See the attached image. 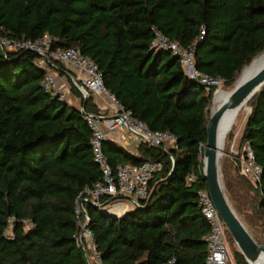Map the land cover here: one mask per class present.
Returning <instances> with one entry per match:
<instances>
[{
    "label": "trees",
    "instance_id": "trees-1",
    "mask_svg": "<svg viewBox=\"0 0 264 264\" xmlns=\"http://www.w3.org/2000/svg\"><path fill=\"white\" fill-rule=\"evenodd\" d=\"M153 29L183 48L192 44L195 70L230 86L264 51V0H0V38L46 34L54 45L78 50L131 117L175 138L171 148L102 143L110 165L148 160L158 169L143 205L120 217L84 204L100 264L171 257L173 264H204L207 253L196 192L206 188L201 152L214 87L206 91L187 78L168 51L150 50ZM38 59L30 50H0V264H97L72 235L75 197L100 175L79 108H98L91 94L81 97L60 61L40 67ZM46 71L68 77L67 96L42 87ZM247 105L240 140L261 167L258 183L240 176L231 159V169L220 162V177L234 213L264 244V86ZM226 242L233 264H245L228 233Z\"/></svg>",
    "mask_w": 264,
    "mask_h": 264
},
{
    "label": "built area",
    "instance_id": "built-area-1",
    "mask_svg": "<svg viewBox=\"0 0 264 264\" xmlns=\"http://www.w3.org/2000/svg\"><path fill=\"white\" fill-rule=\"evenodd\" d=\"M201 34L202 31H200ZM153 39L149 49L164 50L178 58L179 66L188 78L200 83L204 90L214 87V90L222 85V79L204 75L195 70L192 65V44L181 47L176 41L169 40L156 29L152 30ZM201 38V37H199ZM55 38L42 34L36 40L13 41L0 38L1 54L16 52L22 49L39 54L38 65L40 67L51 65L54 60L62 64L72 65L75 72L73 85L77 88L82 98L88 94L101 95L112 105L111 114L81 113L83 120L90 130V149L92 159L97 165L100 175L98 180L91 183V187L83 188L75 197L73 214L76 220V229L72 235L75 247L90 253L91 258L100 264L98 255L94 251V244L89 229L88 220L84 214V204L93 205L103 210L106 214L115 217L122 216L126 211L141 207L147 196L148 182L158 169V163L143 160L138 164H114L110 165L101 151V145L108 138L106 135L114 131L122 130L132 136L134 145L145 143L147 145H163L173 147L175 138L171 134L160 130H150L146 125L131 117L128 110L115 101L113 95L102 86L101 74L96 65L89 58L82 56L78 50L60 48L54 45ZM42 87L50 90L52 94L58 93L63 97L54 83L53 73L46 71L42 80ZM213 90V91H214ZM235 137V136H234ZM232 161L237 165V172L252 183H258L261 167L253 161V154L246 141L239 139L233 144ZM192 175L187 176L191 181ZM197 204L201 215L205 218L208 230L203 237L205 250L204 264H233L227 249L226 229L217 215V212L209 199L207 190L200 189L196 192ZM6 232V231H5ZM173 258L159 264H173Z\"/></svg>",
    "mask_w": 264,
    "mask_h": 264
},
{
    "label": "water",
    "instance_id": "water-1",
    "mask_svg": "<svg viewBox=\"0 0 264 264\" xmlns=\"http://www.w3.org/2000/svg\"><path fill=\"white\" fill-rule=\"evenodd\" d=\"M261 52L262 51L256 55L260 54ZM263 86L264 62L251 75L241 81L237 87L234 89L232 87L229 91H227V95L215 106H213V97L217 90L212 92L207 114V134L201 152V179L204 181V183H206V190L209 199L211 200L217 215L220 216L235 249H237L239 254L244 259L245 264H247V258L245 254L249 253L253 256H258L260 252L264 253V244H258L253 240L250 233L247 232L243 222H241L238 216H236L234 213L228 199L226 198L220 178V166L218 159L219 155L215 149V131L223 113L227 111H236L240 106L248 104L255 93L258 92ZM79 112H83L82 107L79 108Z\"/></svg>",
    "mask_w": 264,
    "mask_h": 264
},
{
    "label": "bare ground",
    "instance_id": "bare-ground-1",
    "mask_svg": "<svg viewBox=\"0 0 264 264\" xmlns=\"http://www.w3.org/2000/svg\"><path fill=\"white\" fill-rule=\"evenodd\" d=\"M264 62V51L258 55H256L251 61L249 65H245L242 67V69L239 72V77L238 81L237 79L235 80L233 89L238 86V84L241 83L244 79H246L249 75H251L258 67L261 66V64ZM229 91V90H228ZM227 95V91L225 90H217L214 93V101H213V106H215L219 99L224 98ZM222 101V100H221ZM220 101V102H221ZM248 111L247 104H244L239 107L238 110L236 111H227L222 114V118L220 119L217 128H216V137H215V149L217 150L218 153V159L220 160L221 153L223 151V145L225 141V137L227 133L229 132L228 130L231 128L234 121L237 119V117L240 115L241 112H246ZM228 131V132H227ZM247 258V263L248 264H264V253L260 252L258 256H253L249 253L245 254Z\"/></svg>",
    "mask_w": 264,
    "mask_h": 264
},
{
    "label": "crops",
    "instance_id": "crops-1",
    "mask_svg": "<svg viewBox=\"0 0 264 264\" xmlns=\"http://www.w3.org/2000/svg\"><path fill=\"white\" fill-rule=\"evenodd\" d=\"M63 66L66 70L72 73V75H74L75 70L72 65L70 66L67 64H63ZM53 76L54 83L58 90L62 92L63 96H67L69 93L68 77L66 75L59 76L55 72L53 73ZM92 99L98 108V112L102 114L112 113V105L110 104V102L107 101L106 98L101 95H93ZM106 136L108 137L107 139L115 142L120 147H130L134 145L132 136L125 134L122 130L114 131L112 133L107 134Z\"/></svg>",
    "mask_w": 264,
    "mask_h": 264
},
{
    "label": "rangeland",
    "instance_id": "rangeland-1",
    "mask_svg": "<svg viewBox=\"0 0 264 264\" xmlns=\"http://www.w3.org/2000/svg\"><path fill=\"white\" fill-rule=\"evenodd\" d=\"M238 77L237 76V81H238ZM235 83V82H234ZM234 86L233 84V81H232V84H230V86H224L223 84L221 86H219L217 89H220V90H225V91H228L230 90L232 87ZM68 100H70L69 98H67ZM223 100L222 99H219L218 103ZM247 108H248V105H247ZM247 114V111L246 112H241L240 115L237 117V119L234 121L235 123H233V125L231 126V128L227 131V135H226V139L224 141V145H223V151L221 153V157H220V160H219V164L221 161H223V163L226 164V166L229 167V169L232 168V166L228 163H229V159H231V161L233 160L232 159V148H233V144H235V142L239 139L240 137V134H241V128H242V125L244 123V120L246 118V115ZM235 136V137H234ZM221 178V177H220ZM222 183V182H221ZM223 185V183H222ZM223 191L225 192L224 188H223ZM226 195V193H225ZM227 198V196H226ZM231 207H232V204L233 202L228 199ZM245 226V225H244ZM246 228V227H245ZM247 230V229H246ZM227 249H228V246H227ZM229 250V249H228ZM229 255H230V251H229Z\"/></svg>",
    "mask_w": 264,
    "mask_h": 264
}]
</instances>
